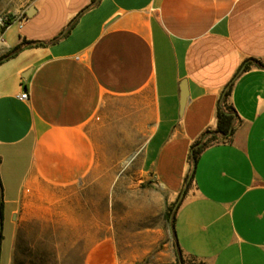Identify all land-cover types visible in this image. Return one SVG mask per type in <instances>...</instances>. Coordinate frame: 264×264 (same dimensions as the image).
Returning <instances> with one entry per match:
<instances>
[{"label": "crops", "instance_id": "obj_1", "mask_svg": "<svg viewBox=\"0 0 264 264\" xmlns=\"http://www.w3.org/2000/svg\"><path fill=\"white\" fill-rule=\"evenodd\" d=\"M33 7L14 18L9 41L11 25L0 32L2 55L22 48L0 62V227L14 216L7 264L16 228L37 225V211L53 226L86 225L100 179L127 160L181 200L172 233L185 264H264V0ZM223 104L234 131L194 162ZM101 221L106 236L84 264H122L113 210Z\"/></svg>", "mask_w": 264, "mask_h": 264}, {"label": "rangeland", "instance_id": "obj_2", "mask_svg": "<svg viewBox=\"0 0 264 264\" xmlns=\"http://www.w3.org/2000/svg\"><path fill=\"white\" fill-rule=\"evenodd\" d=\"M39 1L0 0V19L25 17L27 9ZM18 28V24L13 23L5 39L9 41ZM4 56L0 51V59ZM138 171L139 164L127 160L116 165L114 179H100L97 192L90 196L99 210L84 212L89 220L84 219L86 225L82 227L50 225L53 221L47 219L49 213L37 211V225L16 228L11 264H84L96 241L106 236L101 220L107 213L110 217L111 210L114 212L112 236L122 264H185L186 260L175 248L172 233L171 219L177 211L172 206L177 201L171 203L159 185L151 180L143 181ZM6 213L7 218L2 223L0 264H7L14 233V216ZM169 254L173 256L172 262Z\"/></svg>", "mask_w": 264, "mask_h": 264}, {"label": "trees", "instance_id": "obj_3", "mask_svg": "<svg viewBox=\"0 0 264 264\" xmlns=\"http://www.w3.org/2000/svg\"><path fill=\"white\" fill-rule=\"evenodd\" d=\"M10 25H11V22L8 21L4 27L0 28V32L5 31ZM21 50H22V48L20 46H17L16 48H14L12 53L7 54L2 59H0V62H2L4 59H8V58L16 55ZM257 65L260 67H264V65L261 63H258ZM228 96H229V92L226 93L225 97L227 98ZM218 119H219L218 129L214 133V135L207 142H205V143L199 142L195 146V148L193 150V154H192V160L194 162L197 160V157L201 154V152L210 143H213V142H216L217 140H219L218 136H220L222 139H227L229 136L232 135V133L234 131V120H235V117L233 114V109L226 104H223L222 106L220 105L219 111H218ZM1 197H2V185L0 182V199H1ZM181 203H182L181 200H178L172 207L176 208V210H177L180 207ZM173 208H171V209H173ZM166 217H167V219H169L170 213L168 215H166ZM174 218L171 219L172 227L174 226ZM174 237H175V233H174ZM0 239H3V237L0 236ZM0 250H1V243H0Z\"/></svg>", "mask_w": 264, "mask_h": 264}, {"label": "built area", "instance_id": "obj_4", "mask_svg": "<svg viewBox=\"0 0 264 264\" xmlns=\"http://www.w3.org/2000/svg\"><path fill=\"white\" fill-rule=\"evenodd\" d=\"M14 19L13 18H10V17H7V18H4V19H0V25L2 26V27H4L5 26V24L8 22V21H10L11 23H12V21H13ZM20 98L22 99V100H28L29 99V94H28V92H23L21 95H20Z\"/></svg>", "mask_w": 264, "mask_h": 264}, {"label": "water", "instance_id": "obj_5", "mask_svg": "<svg viewBox=\"0 0 264 264\" xmlns=\"http://www.w3.org/2000/svg\"><path fill=\"white\" fill-rule=\"evenodd\" d=\"M35 12V7L31 6L29 10L27 11V15L31 17ZM2 233V227H0V234Z\"/></svg>", "mask_w": 264, "mask_h": 264}]
</instances>
